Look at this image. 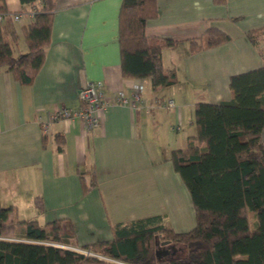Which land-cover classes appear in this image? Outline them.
<instances>
[{"label": "crops", "instance_id": "1", "mask_svg": "<svg viewBox=\"0 0 264 264\" xmlns=\"http://www.w3.org/2000/svg\"><path fill=\"white\" fill-rule=\"evenodd\" d=\"M121 4L56 0L52 40L33 84L23 86L12 72L0 69V200L14 207L4 239L16 240L23 225L15 222L27 219L41 225L72 221L77 248H71L76 250L112 239L116 223L162 217L177 232L196 226L189 190L168 159L195 135L198 102L230 101V78L264 64L259 46L264 34L256 45L247 36L264 29V0H158L159 16L148 22L147 35L181 42L163 51L165 67L175 68L179 82L158 92L149 79L122 76ZM6 5L11 16L2 28L17 31L14 53L25 54L22 27L33 20V9L21 0H6ZM15 14L20 20H14ZM210 28L231 40L190 54L187 39L204 36ZM90 82L102 83L108 103L98 126L60 120L45 132L39 116L79 109V91ZM137 84L144 87L143 101L135 106L117 102L120 92L132 99ZM169 100L173 108L166 107ZM148 106L154 107L150 113ZM58 136L64 139L61 149ZM84 171H94L98 183L87 194L80 178ZM37 196L43 211L36 206Z\"/></svg>", "mask_w": 264, "mask_h": 264}, {"label": "trees", "instance_id": "2", "mask_svg": "<svg viewBox=\"0 0 264 264\" xmlns=\"http://www.w3.org/2000/svg\"><path fill=\"white\" fill-rule=\"evenodd\" d=\"M226 1L214 0L218 4ZM21 2L34 13L33 20L22 27L28 51L15 55L18 33L14 29L6 32L0 24V69L12 72L21 85L30 86L52 40L56 0ZM5 12L6 0H0V13ZM158 16V0H122V76L149 79L155 92L178 84L175 68L163 63V51L181 43L147 35L148 22ZM263 34L264 29H258L247 36L256 45ZM230 40L224 31L210 28L204 36L186 42L189 53L195 54ZM230 88V101L195 105V135L185 147L172 150L168 159L192 198L196 212L192 230L177 232L162 217L116 223L112 239L80 248L97 258L62 248H77L72 221L58 219L41 225L37 219H27L15 222L23 225L16 240L25 243L0 240V264H264V64L233 75ZM166 107L171 108L168 101ZM57 143L61 149L62 136ZM80 178L84 194L98 185L94 171L81 172ZM35 203L44 210L41 196ZM13 211V206L6 207L0 200V239L5 238ZM162 249L172 250V254L158 257L156 252Z\"/></svg>", "mask_w": 264, "mask_h": 264}, {"label": "built area", "instance_id": "3", "mask_svg": "<svg viewBox=\"0 0 264 264\" xmlns=\"http://www.w3.org/2000/svg\"><path fill=\"white\" fill-rule=\"evenodd\" d=\"M9 15L11 16V14L8 12L0 13V24H2ZM13 17L14 20L16 21L20 20L21 18L19 14L13 15ZM142 91H143V85L137 84L133 88L132 99L126 97L123 92H120L117 95L116 100L118 103L123 105L131 104L132 106H135V104L141 101ZM78 96H79V100L82 103V107H80L79 109L59 110L54 113H51L47 118H44L43 116H39V121L43 124L45 132H47V129L52 122L60 121V120H67V121L80 120L84 122V124L88 129H93L96 126H98L100 115L108 107V103L104 101L105 95L102 90V83L100 82L88 83L85 87L80 89ZM168 106L171 108L174 107V101L169 100ZM150 110H151V106L146 107L147 112L150 113ZM78 251H80L85 255H90V256L92 255L82 250H78ZM107 261H111V260H107ZM114 263L122 264L116 261H114Z\"/></svg>", "mask_w": 264, "mask_h": 264}, {"label": "water", "instance_id": "4", "mask_svg": "<svg viewBox=\"0 0 264 264\" xmlns=\"http://www.w3.org/2000/svg\"><path fill=\"white\" fill-rule=\"evenodd\" d=\"M0 240H4V241H14V242H22V243H25V241H19V240H9V239H4V238H2V239H0ZM51 246H53L52 244H51ZM59 247V246H58ZM62 248H65V249H68V250H73V251H76V252H79V253H81L80 251H78V250H76V249H72V248H70V247H64V246H62ZM168 251V250H167ZM157 256L158 257H160L161 256V252L158 250L157 252ZM93 257H97V258H100V257H98V256H95V255H92ZM103 260H105V259H103Z\"/></svg>", "mask_w": 264, "mask_h": 264}, {"label": "rangeland", "instance_id": "5", "mask_svg": "<svg viewBox=\"0 0 264 264\" xmlns=\"http://www.w3.org/2000/svg\"><path fill=\"white\" fill-rule=\"evenodd\" d=\"M264 41H259V46H260V48L263 50V52H264ZM14 50H15V52H17L18 51V49H17V47L15 46L14 47ZM252 227H255V225H253ZM178 248H181L180 246H178ZM182 252L183 251H181V254H182Z\"/></svg>", "mask_w": 264, "mask_h": 264}, {"label": "flooded vegetation", "instance_id": "6", "mask_svg": "<svg viewBox=\"0 0 264 264\" xmlns=\"http://www.w3.org/2000/svg\"><path fill=\"white\" fill-rule=\"evenodd\" d=\"M167 250L168 249H162L161 255H163V256H169V255L172 254V250H170V251H167Z\"/></svg>", "mask_w": 264, "mask_h": 264}]
</instances>
